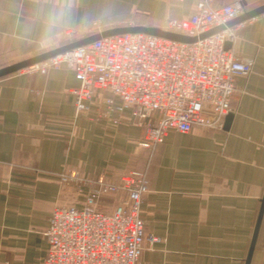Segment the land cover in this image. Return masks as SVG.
Masks as SVG:
<instances>
[{
    "label": "crops",
    "instance_id": "crops-1",
    "mask_svg": "<svg viewBox=\"0 0 264 264\" xmlns=\"http://www.w3.org/2000/svg\"><path fill=\"white\" fill-rule=\"evenodd\" d=\"M165 1H172L170 17L177 19L189 17L199 2ZM53 2L0 0V68L64 45L66 31L74 30L79 40L110 29L89 30L99 21L123 26L137 15L162 20V5L158 12L150 2L139 7L137 0H67L72 25L42 46V20ZM222 4L251 11L264 0L214 5ZM34 45L44 49L19 52ZM230 48L254 66L236 79L228 129L172 130L149 148L140 145L144 129L130 110L119 126L94 112L76 118L73 90L80 82L66 67L1 78L0 264H41L54 206L83 205L82 195L61 183L62 174L117 183L131 170L146 174L145 231L161 240L146 245L142 264H246L264 198V17L240 30ZM14 56L26 57L5 63ZM250 264H264V216Z\"/></svg>",
    "mask_w": 264,
    "mask_h": 264
},
{
    "label": "built area",
    "instance_id": "built-area-1",
    "mask_svg": "<svg viewBox=\"0 0 264 264\" xmlns=\"http://www.w3.org/2000/svg\"><path fill=\"white\" fill-rule=\"evenodd\" d=\"M216 1L199 0L189 17L169 18L162 28L198 37L195 42L147 33L117 34L22 70L38 74L62 67L71 70L80 82L73 90L75 117L94 112L97 119L119 126L130 110L144 129L143 147L163 143L172 130L189 133L195 125L222 129L234 110L237 77L248 75L254 66L253 59L237 56L226 44L233 45L239 31L264 14L199 38L246 11L239 4L215 6ZM68 182L82 195L83 205L54 206L45 231L47 257L41 264H142L146 245L160 241L147 235L142 217L149 192L146 174L131 171L117 183L104 176L62 174L61 183ZM111 195L123 197L107 211L103 202Z\"/></svg>",
    "mask_w": 264,
    "mask_h": 264
},
{
    "label": "water",
    "instance_id": "water-1",
    "mask_svg": "<svg viewBox=\"0 0 264 264\" xmlns=\"http://www.w3.org/2000/svg\"><path fill=\"white\" fill-rule=\"evenodd\" d=\"M261 14H264V5L254 9V10H251V11H245L244 14H242L239 17L229 21L226 25L215 27L214 29L200 35L199 38H205L207 36H210L212 34L219 32V31H222L223 29H225L226 26L230 27V26L236 25L242 21H245V20L252 18V17H255V16H259ZM125 33H147V34L156 35V36H160V37H164V38H168V39H172V40H176V41H180V42H189V43L195 42L198 39V37H190V36H186L183 34L169 32V31L163 30V29L158 28V27L123 26V27L110 28V29H107V30L86 36V37L81 38L79 40L71 41L65 45H62V46H59L57 48L48 50L44 53H41V54L33 56L31 58L22 60V61L17 62V63L11 64L9 66L0 68V79L4 78L6 76H9L11 74L17 73V72L21 71L22 69H25L31 65L43 62L45 60H48L49 58H52V57L57 56L59 54L70 51L76 47L87 45V44H89V43H91L97 39H100L101 37H107V36H111V35L125 34ZM230 47H231V43H227L226 48H230ZM232 116H233V114L230 113L226 117L225 123H224V129H228L230 121L232 119ZM263 216H264V198L262 200V206H261V210H260V213L258 216V220H257V224H256V228H255V232H254V236H253V240L251 243L250 252H249V256H248L246 264H250V262H251Z\"/></svg>",
    "mask_w": 264,
    "mask_h": 264
},
{
    "label": "rangeland",
    "instance_id": "rangeland-1",
    "mask_svg": "<svg viewBox=\"0 0 264 264\" xmlns=\"http://www.w3.org/2000/svg\"><path fill=\"white\" fill-rule=\"evenodd\" d=\"M137 2H138V6L140 7V5L142 4V3H144V2H150L151 4H153V5H158L157 7L159 8L157 11L159 12V10H160V6L162 5V10L159 12V14H160V17H161V19L162 20H147L146 18H142V17H140V15H137V16H134V17H132V18H130V19H128L127 20V22H123L121 25H123V26H137V25H141V26H149V27H158V28H163V26L165 25V22L169 19V18H171L170 16H172V1H165V0H137ZM140 3V4H139ZM142 6V5H141ZM141 9V8H140ZM141 10H143V9H141ZM153 10V9H152ZM195 11H193V13H194ZM123 26H120V25H118V24H104L103 22H101V21H99V22H97L96 24H91L89 27H90V29L89 30H98V29H104V28H111V27H123ZM83 30V29H82ZM84 31V30H83ZM86 31V30H85ZM70 33H74L75 34V36H74V38L73 39H71L70 37H69V34ZM89 36V35H88ZM66 38H67V40L66 41H64V42H62V43H65V44H67V43H69V42H71L72 40L73 41H75V38H76V33H75V31L74 30H69V31H66ZM69 39V40H68ZM64 44V45H65ZM61 45V44H60ZM33 47V50H31V48H25L24 50H22V51H19V52H40V51H42L44 48L43 47H39L38 49H39V51H37L36 50V46L34 45V46H32ZM50 49H52V48H50ZM22 56H14L13 58H11V59H7L6 61H5V63H7L8 62V64L10 63H14V62H16V61H20L22 58H24V57H26V56H23L22 58H21ZM24 70H22L21 72H23ZM131 171H134V170H131ZM131 171H128V172H131ZM128 172H126V173H128ZM72 172H66L65 174L66 175H70ZM126 173H124V174H126ZM109 181V180H108ZM111 182V181H110ZM65 187H66V189H72V190H75V187L73 186V183H71V182H68V183H66L65 184ZM118 202V199H116V197L114 198L113 197V195H111V196H106V198H105V201L103 202V207H106V208H111V207H113L116 203ZM74 204H72V205H65V206H73ZM77 206V205H76ZM147 235H150L151 236V234H147ZM154 236V235H153ZM155 237H157V236H155ZM158 238V237H157ZM160 240V239H159ZM161 241V240H160Z\"/></svg>",
    "mask_w": 264,
    "mask_h": 264
},
{
    "label": "clouds",
    "instance_id": "clouds-1",
    "mask_svg": "<svg viewBox=\"0 0 264 264\" xmlns=\"http://www.w3.org/2000/svg\"><path fill=\"white\" fill-rule=\"evenodd\" d=\"M72 25L70 5L67 0H54L42 20L40 43L48 46Z\"/></svg>",
    "mask_w": 264,
    "mask_h": 264
}]
</instances>
